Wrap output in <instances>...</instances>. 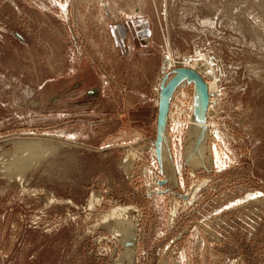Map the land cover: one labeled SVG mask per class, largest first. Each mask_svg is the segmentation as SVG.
Returning <instances> with one entry per match:
<instances>
[{"label": "rangeland", "instance_id": "rangeland-1", "mask_svg": "<svg viewBox=\"0 0 264 264\" xmlns=\"http://www.w3.org/2000/svg\"><path fill=\"white\" fill-rule=\"evenodd\" d=\"M81 1L0 0V264H264V0H141L158 47L142 61L92 39L91 1L81 39ZM177 67L211 95L200 137L193 84L175 91L162 167L159 85Z\"/></svg>", "mask_w": 264, "mask_h": 264}, {"label": "crops", "instance_id": "crops-1", "mask_svg": "<svg viewBox=\"0 0 264 264\" xmlns=\"http://www.w3.org/2000/svg\"><path fill=\"white\" fill-rule=\"evenodd\" d=\"M97 3L100 11L104 10V16L100 15L94 20L95 28L91 32L92 39L105 37L108 39L109 47L114 58L146 60L155 54L156 34L152 21L148 20L141 12L142 1L135 5H119L113 0H83L76 4V23L78 35L83 39L89 33L84 14L79 9L85 2ZM90 6V4H88ZM128 6V7H127ZM102 9H101V8ZM139 7V11L134 13L132 9ZM85 10V9H83ZM89 10L87 7L86 11ZM136 10V9H135ZM138 10V9H137ZM88 13V12H87ZM101 28L103 30H101ZM153 110L150 106H144L136 114L142 117L152 116Z\"/></svg>", "mask_w": 264, "mask_h": 264}, {"label": "water", "instance_id": "water-1", "mask_svg": "<svg viewBox=\"0 0 264 264\" xmlns=\"http://www.w3.org/2000/svg\"><path fill=\"white\" fill-rule=\"evenodd\" d=\"M192 83L194 86V99L192 119L195 121L193 126L201 129V136L204 137L206 120V111L209 103L210 93L205 79L196 70L188 67H177L171 71V75L166 74L160 82L158 92V106L156 116V137L154 147L157 154V159L161 163L162 146L166 139V125L168 119V111L170 102L175 91L183 84ZM132 237L122 244L129 248H135L136 235L135 230Z\"/></svg>", "mask_w": 264, "mask_h": 264}, {"label": "bare ground", "instance_id": "bare-ground-1", "mask_svg": "<svg viewBox=\"0 0 264 264\" xmlns=\"http://www.w3.org/2000/svg\"><path fill=\"white\" fill-rule=\"evenodd\" d=\"M169 62V61H168ZM167 62V63H168ZM208 90H210V85H208ZM193 129L194 130H196V131H199L198 129V127H193ZM200 137H202V136H200ZM205 141H206V137L203 139H201V141H199L200 143H199V145L197 146V148H196V152H195V158H193L194 160V162H196V163H198V164H201V163H203L202 161H203V159H204V156H205V152H206V145H205ZM167 146H168V138H167V135H166V139H165V142H164V144H163V146H162V167H164V165H163V157H164V160L165 159H169V161L170 162H172V156L169 154V150H168V148H167ZM136 161V160H135ZM134 160H133V162H132V164H131V168H132V166H133V163L135 162ZM168 161V160H167ZM168 161V163L170 164V162ZM171 167V166H170ZM131 168H130V170H131ZM13 173V172H12ZM7 175V177H11L10 175L11 174H9V173H7L6 174ZM22 175V174H21ZM22 177V176H21ZM15 179V178H14ZM13 179V180H14ZM18 180H20L21 181V179H18ZM134 210H137V209H135V208H132V207H130V208H126V209H123L122 211L125 213V214H127L126 212H128V213H132ZM135 212V211H134ZM124 216H126V215H124ZM126 219V221H128L127 220V218H125ZM141 219V218H140ZM138 220V218H136L135 219V222ZM135 222L133 223V225L131 226V228H130V230L128 231V235H127V239L126 240H128L129 238H131L133 235H132V233H133V231H134V228H135ZM126 232V231H125ZM139 243V242H138ZM138 246V245H137ZM132 253H133V248H129V250H126L125 251V256L127 255L128 257H132ZM124 256V257H125ZM127 257V258H128ZM126 258V257H125ZM124 258V259H125ZM133 258V257H132ZM136 258V257H135Z\"/></svg>", "mask_w": 264, "mask_h": 264}, {"label": "built area", "instance_id": "built-area-1", "mask_svg": "<svg viewBox=\"0 0 264 264\" xmlns=\"http://www.w3.org/2000/svg\"><path fill=\"white\" fill-rule=\"evenodd\" d=\"M175 94H176V92L174 93V95H175ZM174 95H173V96H174ZM173 98H174V97H173Z\"/></svg>", "mask_w": 264, "mask_h": 264}]
</instances>
